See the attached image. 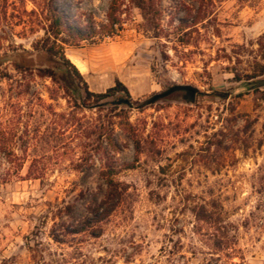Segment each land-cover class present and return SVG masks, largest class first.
<instances>
[{
  "label": "rangeland",
  "instance_id": "rangeland-1",
  "mask_svg": "<svg viewBox=\"0 0 264 264\" xmlns=\"http://www.w3.org/2000/svg\"><path fill=\"white\" fill-rule=\"evenodd\" d=\"M111 1L0 0V264H264V0H144L145 14L121 0L117 35L76 45L64 30L71 63L83 46L90 66H120L129 107L74 103L41 63L15 69L50 6L84 30ZM175 85L194 101L154 100ZM108 179L117 207L79 233Z\"/></svg>",
  "mask_w": 264,
  "mask_h": 264
},
{
  "label": "trees",
  "instance_id": "trees-1",
  "mask_svg": "<svg viewBox=\"0 0 264 264\" xmlns=\"http://www.w3.org/2000/svg\"><path fill=\"white\" fill-rule=\"evenodd\" d=\"M54 1V0H50ZM121 0H112L107 13V23L95 27L91 26L84 30L72 26L66 19L65 14L54 11L51 6L49 7L50 21L48 30L45 32L46 38L41 42V46L38 48L35 60L27 56L26 51H21L16 54L13 59L15 69L18 71L31 70L34 63H41L42 66L38 68V72L50 77L54 82L59 83L61 90L67 94L69 99L74 103H77V98L81 97V91L84 93L86 99H113L115 104L130 106L132 99L127 87L118 79H115L114 85L109 87L104 93H92L88 90L86 82L83 80L82 75L75 67L74 64L66 57L64 48L61 44H58V37L65 30L71 36L72 40L78 42L92 39L96 36L106 37L117 35L121 29V24L116 13L118 11V5ZM134 6L140 9L144 14L146 10L148 13L151 11V3H145L144 0H130ZM152 1V0H148ZM262 51L261 59L263 64L260 65V73L264 75V44L260 46ZM1 62V59H0ZM257 85H264V80H257ZM82 87V89L80 88ZM138 153V146H136V154ZM106 195L104 199L97 205V207L90 210L92 218H88L77 230L85 232L89 228L93 227L96 223L100 222L103 218L109 216L111 212L117 207L119 203V192L116 183L112 179L106 180Z\"/></svg>",
  "mask_w": 264,
  "mask_h": 264
},
{
  "label": "crops",
  "instance_id": "crops-1",
  "mask_svg": "<svg viewBox=\"0 0 264 264\" xmlns=\"http://www.w3.org/2000/svg\"><path fill=\"white\" fill-rule=\"evenodd\" d=\"M85 50L86 48L81 46L78 49L71 51L70 57L72 63L88 83L89 87H91L88 79L89 77L93 78L94 82L98 85H104L108 78L112 79V83L114 82V77L120 78L117 74V70L120 66H100V64H95L96 66H90L83 52Z\"/></svg>",
  "mask_w": 264,
  "mask_h": 264
},
{
  "label": "water",
  "instance_id": "water-1",
  "mask_svg": "<svg viewBox=\"0 0 264 264\" xmlns=\"http://www.w3.org/2000/svg\"><path fill=\"white\" fill-rule=\"evenodd\" d=\"M178 91H183L186 93V101L188 103H192L194 101L195 95L198 93V89L193 87V86L175 85V86H172L171 88H169V90H167L166 92L155 96L154 100H156L160 97L167 96V95L172 94L174 92H178Z\"/></svg>",
  "mask_w": 264,
  "mask_h": 264
}]
</instances>
